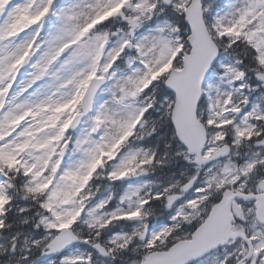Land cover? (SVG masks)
Segmentation results:
<instances>
[{
    "label": "snow or ice",
    "instance_id": "snow-or-ice-1",
    "mask_svg": "<svg viewBox=\"0 0 264 264\" xmlns=\"http://www.w3.org/2000/svg\"><path fill=\"white\" fill-rule=\"evenodd\" d=\"M0 264H264V0H0Z\"/></svg>",
    "mask_w": 264,
    "mask_h": 264
}]
</instances>
